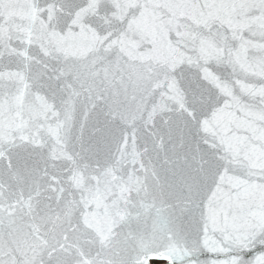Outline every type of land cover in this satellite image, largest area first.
<instances>
[{"label": "snow or ice", "instance_id": "6c2138e0", "mask_svg": "<svg viewBox=\"0 0 264 264\" xmlns=\"http://www.w3.org/2000/svg\"><path fill=\"white\" fill-rule=\"evenodd\" d=\"M264 264V0H0V264Z\"/></svg>", "mask_w": 264, "mask_h": 264}, {"label": "water", "instance_id": "95a60500", "mask_svg": "<svg viewBox=\"0 0 264 264\" xmlns=\"http://www.w3.org/2000/svg\"><path fill=\"white\" fill-rule=\"evenodd\" d=\"M155 262H157V261H154L153 263H155ZM159 262H161V263L165 264V262H163V261H159Z\"/></svg>", "mask_w": 264, "mask_h": 264}, {"label": "flooded vegetation", "instance_id": "af4514ba", "mask_svg": "<svg viewBox=\"0 0 264 264\" xmlns=\"http://www.w3.org/2000/svg\"><path fill=\"white\" fill-rule=\"evenodd\" d=\"M153 264H163V263H161V262H160V263H159V262H156V263H153Z\"/></svg>", "mask_w": 264, "mask_h": 264}]
</instances>
